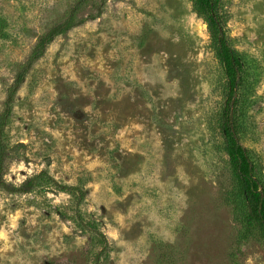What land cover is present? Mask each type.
I'll return each mask as SVG.
<instances>
[{
    "label": "rangeland",
    "instance_id": "rangeland-1",
    "mask_svg": "<svg viewBox=\"0 0 264 264\" xmlns=\"http://www.w3.org/2000/svg\"><path fill=\"white\" fill-rule=\"evenodd\" d=\"M77 0H0V113L14 75ZM88 1L29 70L4 130L0 264H264L242 238L217 128L224 77L190 0ZM245 64L239 143L264 184V0H220Z\"/></svg>",
    "mask_w": 264,
    "mask_h": 264
},
{
    "label": "trees",
    "instance_id": "trees-1",
    "mask_svg": "<svg viewBox=\"0 0 264 264\" xmlns=\"http://www.w3.org/2000/svg\"><path fill=\"white\" fill-rule=\"evenodd\" d=\"M91 0H77L70 15L52 26L34 44L25 62L21 64L14 75V80L6 94L5 108L0 113V189L8 193L27 194L47 182L62 190L76 192L80 199L84 193L77 187L58 186V184L45 173H40L26 180L20 187L8 186L3 181V168L7 158V146L4 141V130L11 113V105L18 89L24 82L29 70L43 57L47 46L58 36L67 33L75 26L82 25L85 20L76 21L75 14ZM107 0L96 3V16L100 6ZM193 12L205 23L210 47L221 67L224 77L223 102L218 112L217 128L222 138V148L225 152L235 186L230 195V203L234 208V218L242 229V238L256 235L264 242V184L257 177L256 169L248 149L239 143L238 122V93L243 85L245 64L242 57L229 43L225 33V21L220 14V0H190Z\"/></svg>",
    "mask_w": 264,
    "mask_h": 264
}]
</instances>
